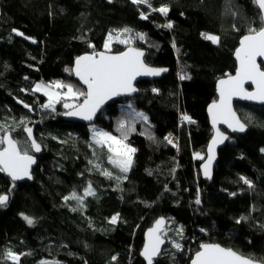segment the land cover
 Here are the masks:
<instances>
[{
  "label": "trees",
  "instance_id": "16d2710c",
  "mask_svg": "<svg viewBox=\"0 0 264 264\" xmlns=\"http://www.w3.org/2000/svg\"><path fill=\"white\" fill-rule=\"evenodd\" d=\"M151 5L0 0V124L5 126L0 135L11 132L19 148L32 154L23 129L33 126L44 149L32 183L13 184L0 172V195L10 197L0 206V264L6 248L19 255L15 264H145L144 232L162 217L169 239L154 264H190L203 243L264 261V106L235 105L249 130L219 151L211 181L202 178L203 160L195 158V153L206 156L212 138L206 109L217 100L216 83L235 73L240 39L250 27H261V13L254 0H151ZM164 5L167 16L152 11ZM169 22L171 29L163 27ZM125 28L132 30L131 44L114 43L111 52L143 48L147 64L170 72L139 83V96L111 102L93 124L123 139L117 128L125 123L123 143L136 151L130 170L122 173L108 163L107 148L92 141L91 126L65 121V101L55 112L44 108L48 99L34 86L59 81L85 91L73 75L76 58L104 51L109 33ZM135 33L145 34V40L135 39ZM181 72L190 79L181 80ZM183 114L196 123L180 124ZM103 169L121 180L108 179ZM88 182L96 195L85 197L83 207L65 202L73 191L82 194ZM114 216L117 222L111 223ZM241 217L247 219L237 223Z\"/></svg>",
  "mask_w": 264,
  "mask_h": 264
},
{
  "label": "snow or ice",
  "instance_id": "6c2138e0",
  "mask_svg": "<svg viewBox=\"0 0 264 264\" xmlns=\"http://www.w3.org/2000/svg\"><path fill=\"white\" fill-rule=\"evenodd\" d=\"M133 4H146L149 8L152 7L151 0H132ZM259 9L264 13V0H254ZM164 16L168 15L169 7L167 5L159 8L152 9ZM141 18L147 19V15L141 12ZM261 27L259 29L250 27L248 29V35L244 36L240 41V47L236 50V59L239 61V67L235 76L227 75L226 79H220L218 84L219 100L213 101L209 106V113L212 117L213 127L216 128L218 123L226 124L232 131L244 132L246 131V124L241 122L236 113L232 109L233 97H239L243 100H255L264 104V71H262L256 62L257 57H264V14L261 15ZM163 27L171 29L173 24L171 22L163 25ZM132 30L125 28L117 32L114 38L109 33L107 40L104 44V52H93L92 54H86L84 56L76 58L75 67L73 69L75 75L87 86L86 91H79L74 89L71 84H64L62 82H55L54 85H42L36 84L34 91H43L44 95L48 98V103L43 105L44 108L50 109L55 112V105L60 103L61 99L65 102L63 107L69 109L66 115L80 116L84 120H92L97 110L113 96L121 94H131L136 92L137 89L133 87V81L137 76H156L162 72H166L167 69H157L148 67L142 60L144 56L143 51L128 47L127 51L121 52L116 55L109 54L111 52V43L115 39L117 42L130 45L132 42ZM124 34H128L125 39H120ZM17 35L23 36V33L17 32ZM207 40L213 43L219 42V37L215 35L202 34ZM27 38V37H26ZM145 34L135 33V39L145 40ZM35 42V41H33ZM94 47V45H89ZM179 78L181 80L190 79L186 73L181 72ZM251 82L255 85L254 91H248L245 89L244 84ZM66 89V92L60 93L54 89ZM51 89V90H50ZM157 89H153V92H157ZM80 97H83L81 103H70L69 101H79ZM24 107L28 108L27 104ZM131 105H129V108ZM140 119L146 121L147 116L143 113L136 114ZM182 121H186L189 124L196 123L190 116L183 114L181 116ZM23 123V121H21ZM4 125L0 124V129H4ZM27 136L31 138L29 147L35 152L41 151V145L32 138V128L27 127L24 129ZM117 131L121 132L122 138L126 139L128 131L125 123L121 121L117 128ZM93 140L95 145L100 148H107V152L111 155L108 156V163L112 164L115 168H118L120 172L127 173L132 165V154L136 149L123 143V139H118L111 133L103 132L93 128ZM154 139V137H149ZM168 139L169 143L172 140ZM228 136L224 135L216 129V134L211 141L208 148L207 163L203 165L204 175L211 179L210 166L214 159L215 147L218 143H223L227 140ZM7 145L0 150V172H6L12 181L23 179L28 177L31 179L30 166L34 164L35 158L28 154V149H21L17 146V141L13 139L6 131L3 135H0V145ZM261 151H264L262 149ZM95 155V151L93 153ZM195 158L204 160L205 157L200 153H195ZM89 163H93L89 161ZM98 170L100 164H94ZM101 174L108 179L121 180V177L113 176V173L107 169H103ZM126 178V177H124ZM245 184L252 187L249 180L241 178ZM96 193L92 187L91 182H88L84 188L82 194H78L73 191L70 195L65 196L64 200L67 203L69 200L77 202L79 207H83L84 198L88 196H95ZM232 195H235L233 193ZM8 200L7 195H0V206L6 205ZM196 204H200L199 198L195 201ZM76 211L77 208H73ZM117 216L112 217L111 223L117 222ZM24 219L29 225L34 223L32 218L24 216ZM247 219L241 217L237 220L240 223L242 220ZM166 222L163 218L156 222V227L149 230L148 245L144 248L142 255L145 257L147 264H153V257L159 254L160 245L163 244L160 233L163 232V227ZM203 231V229H202ZM178 233H182V227L178 229ZM166 234V233H165ZM174 247L177 250H181L182 246L179 243H175ZM200 251L195 255L193 264H264V261H255L251 257H245L240 253L221 247L219 244L203 243L200 245ZM5 256L9 257L13 264L19 260V255L14 254L11 251L5 253ZM116 257H113L115 260ZM47 264V262H43Z\"/></svg>",
  "mask_w": 264,
  "mask_h": 264
},
{
  "label": "water",
  "instance_id": "95a60500",
  "mask_svg": "<svg viewBox=\"0 0 264 264\" xmlns=\"http://www.w3.org/2000/svg\"><path fill=\"white\" fill-rule=\"evenodd\" d=\"M256 5H257V4H256ZM257 7H258V5H257ZM258 9H259V7H258ZM259 11H260L261 15L264 14V13H262V11H261L260 9H259ZM242 39H243V37L240 39V41H241ZM130 47H132V46H130ZM239 47H240V42H239ZM239 47H238V48H239ZM132 48H134V49H139L140 51H143L144 56L142 57V60H143V62H144L148 67H151V68H157V69H167V71H166V72H162L160 75H156V76H151V75H148V76H137V77L135 78V80L133 81V87H135V88L137 89L136 92H133V93H131V94H121V95L113 96L111 99L107 100V101H106V102H105V103H104V104H103V105L97 110V112H96L95 115L93 116L92 120H84V119H82L80 116H70V115H66V114H64V115H63V119H64L65 121L70 122V123L81 124V125H84V126H86V127L92 126V125L96 122V119H97V117L99 116V114L102 112V110H103L108 104H110L111 102H113V101H117V100H121V99H129V98H132V97L139 96V95L141 94V92H140V90H139V88H138L139 83H141V82H145V81H148V82L159 81V80H161L164 76H166V75L169 74L170 69H168V68L155 67V66H152V65H149V64L146 63L145 59H146L147 51H146L145 49H143V48H137V47H132ZM238 48H237V49H238ZM127 50H128V47H127L126 49H124L122 52L127 51ZM101 52H104V51H101ZM119 53H121V52H119ZM119 53H113V52H110L109 54L116 55V54H119ZM235 53H236V52H235ZM87 54H92V53H87ZM84 55H86V54H83V55H81V56H84ZM81 56H80V57H81ZM234 59H235V61H236V70H235V73L232 74V76H235V74H236V72H237V70H238V67H239V61L236 59V55H235V54H234ZM75 61H76V60H75ZM256 62H257V64L259 65L260 69H261L262 71H264V57H257V58H256ZM74 67H75V62H74V65H73L72 71H73ZM73 75H74L75 80L78 81V82L82 85V87L85 89V91H86L87 86L84 85L83 82L79 79V77H77V76L75 75L74 71H73ZM226 78H227V77H224V78H221V79H226ZM219 80H220V79H219ZM219 80H218L217 83H216V95H217V100H216V101L219 100V91H218ZM244 87H245V89H247L248 91H254V90H255V85H253L251 82H246V83L244 84ZM212 103H213V102H212ZM212 103H211V104H212ZM238 103H240V104H246V105H254V106H264V104H261L260 102L255 101V100H243V99H240L239 97H233V99H232V109H233V111L236 113L237 117L241 120V122H243V121H242L241 117L239 116V114H238V112H237V110H236V108H235V105L238 104ZM211 104H210V105H211ZM210 105H208V107H207V109H206V113H207V116H208V119H209V125H210V128H211V130H212V138L210 139V141H209V143H208V145H207V148H206V157H205L204 161L202 162V164L200 165V173H201V176H202V178H203L204 180H207V181H211V180L213 179L214 171H215V168H216V166H217V164H218V161H219V151H220L223 147H225V146L227 145V143L231 140L232 137H235V136H243V135H245V134L248 132V130H249L248 126L246 125V126H247V127H246V131H244V132L235 131V132H234V131H232V130H231L226 124H223V123H218V124L216 125V128H214V127H213V124H212V117H211V114H210L209 111H208ZM69 111H70V110H69ZM67 112H68V111H67ZM67 112H66V113H67ZM243 123H244V122H243ZM27 127H31V128H32V130H33V132H32V138H34V139L36 140V138H35V128H34L33 126H27ZM27 127H25V128H27ZM25 128H24V129H25ZM217 128L219 129V131H220L221 133H223L224 135L228 136V139H227V140H224L223 143H218V144L216 145V147H215V155H214V159H213L212 164H211V166H210L211 179H208V178L204 175V168H203V165H204L205 163H207V159H208V155H209V153H208V148H209V145L211 144L212 139L214 138V136H215V134H216V129H217ZM24 129H23V133H24V135H25L27 141H28L29 144H30L31 138H29V137L27 136V133H26V131H25ZM7 133L13 137V135H12L11 132H7ZM13 139H15V138L13 137ZM15 140H16V139H15ZM16 141H17V140H16ZM36 142L39 143L37 140H36ZM39 144H40V143H39ZM40 145H41V144H40ZM6 146H7L6 144H5V145H2V147L0 148V150H2V149H3L4 147H6ZM17 146L19 147L18 142H17ZM43 153H44V149H43L42 146H41V151H40V152H35V151L32 149V154L28 153L29 155L34 156L35 161H36L34 164H32V165L30 166V175H31V179H29L28 177H24L23 179L16 180V181H12L11 178L7 175L6 172H2V173H3V174L5 175V177L8 178L13 184H16V185L23 184V183H25V182L32 183V182L34 181L33 170L37 167V164H38V158H39ZM7 196H8V195H7ZM9 202H10V197L8 196V200H7V202H6V205H4V206H7V205L9 204ZM162 218H163V219L165 220V222H166L165 226L163 227V232L160 233L161 239H162L164 242H163V244L160 245V252H159V254L156 255L155 257H153V264H154V262H155L156 260H158V259L160 258V256L162 255V253H163V251H164V249H165V247H166V244H167V239L163 237V233L165 232L166 227H167V219L164 218V217H162ZM160 219H161V218H159L158 220H160ZM158 220H156V221L153 223V225H152L151 227H149L148 229H146L145 232H144V244H143V247H142V250H141L140 257H141V259L145 262V264H147V261H146L145 257L142 255V252H143L144 248L148 245V242H149V237H148L149 230L154 229V228L156 227V222H157ZM212 244H218V243H212ZM219 245H220V244H219ZM220 246H221V247H224V246H222V245H220ZM224 248H226V247H224ZM226 249H231V248H226ZM200 250H201V249L199 248V251H200ZM232 250H233V249H232ZM195 255H196V254H195ZM195 255L193 256V258H192L190 264H193V261H194V259H195ZM42 264H43V263H42ZM47 264H57V263H47Z\"/></svg>",
  "mask_w": 264,
  "mask_h": 264
},
{
  "label": "rangeland",
  "instance_id": "374dc122",
  "mask_svg": "<svg viewBox=\"0 0 264 264\" xmlns=\"http://www.w3.org/2000/svg\"><path fill=\"white\" fill-rule=\"evenodd\" d=\"M113 35V37L115 38L116 37V35L117 34H112ZM127 37V34H124V35H122L121 37H120V39H125ZM107 40V39H106ZM106 42V41H105ZM114 43H117V41L114 39L113 40V42L111 43V51H112V45L114 44ZM104 51H105V49H104ZM59 82V81H58ZM38 84H42V85H54L55 84V82H53V83H47V84H44V83H38ZM34 88H35V86H34ZM51 90V89H50ZM55 91H57V92H59V89H54ZM64 91L66 92V89H64ZM37 93H39V94H41V95H43V96H45L44 95V93H43V91H36ZM46 97V96H45ZM47 98V97H46ZM48 99V98H47ZM61 101H64L63 99H61ZM70 103H78V102H76V101H69ZM48 103V102H47ZM60 103H62V102H60ZM60 103H57L56 105H59ZM66 109V108H65ZM48 110H50V109H48ZM66 110H69V109H66ZM27 126H29V125H27ZM93 128H95L96 130H99V131H103V132H107V131H105V130H103V129H99L97 126H95V125H92L91 126V139H92V141L94 142V140H93V132H92V130H93ZM108 133V132H107ZM168 138L169 139H171V136L169 137L168 136ZM172 140V139H171ZM173 141V140H172ZM176 144V143H175ZM134 154V153H133ZM133 154H132V157H133ZM204 161V160H203ZM79 194V193H78ZM71 201H73V200H71ZM72 203H75L74 201L72 202ZM163 237H165L167 240L169 239V238H167L166 237V234L165 233H163ZM8 251H11L9 248H6V250H5V253H7ZM12 252V251H11ZM12 253H14V252H12ZM15 254V253H14ZM3 261H4V264H10V263H13V261L9 258V257H7V256H5L4 255V258H3Z\"/></svg>",
  "mask_w": 264,
  "mask_h": 264
},
{
  "label": "built area",
  "instance_id": "2783aa9c",
  "mask_svg": "<svg viewBox=\"0 0 264 264\" xmlns=\"http://www.w3.org/2000/svg\"><path fill=\"white\" fill-rule=\"evenodd\" d=\"M59 92H60V93H64V92H65V91H64V88H60V89H59ZM182 122H183V121L180 120V124H182Z\"/></svg>",
  "mask_w": 264,
  "mask_h": 264
},
{
  "label": "bare ground",
  "instance_id": "6f19581e",
  "mask_svg": "<svg viewBox=\"0 0 264 264\" xmlns=\"http://www.w3.org/2000/svg\"><path fill=\"white\" fill-rule=\"evenodd\" d=\"M206 157V156H205Z\"/></svg>",
  "mask_w": 264,
  "mask_h": 264
}]
</instances>
